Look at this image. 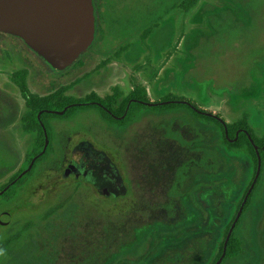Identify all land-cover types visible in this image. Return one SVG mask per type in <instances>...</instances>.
Wrapping results in <instances>:
<instances>
[{"label":"rangeland","instance_id":"obj_1","mask_svg":"<svg viewBox=\"0 0 264 264\" xmlns=\"http://www.w3.org/2000/svg\"><path fill=\"white\" fill-rule=\"evenodd\" d=\"M182 1L95 0L97 39L68 71L26 63L19 45L0 35V88L22 115L24 103L8 83L22 69L39 96L72 84L66 95L76 99L113 89L126 97L137 85L150 102L171 95L228 124L245 113L261 137L264 0H199L186 14ZM13 114L0 97V118ZM18 120L12 130L0 124V189L31 147ZM50 128L46 159L11 200L0 199V242L17 236L13 251L30 248L46 264H213L250 190L234 230L243 251L224 264H264V165L255 185L251 157L228 151L214 125L178 109L141 111L117 127L89 109L51 120ZM80 143L111 165L124 193L107 199L90 183L62 178Z\"/></svg>","mask_w":264,"mask_h":264},{"label":"trees","instance_id":"obj_2","mask_svg":"<svg viewBox=\"0 0 264 264\" xmlns=\"http://www.w3.org/2000/svg\"><path fill=\"white\" fill-rule=\"evenodd\" d=\"M198 1L199 0H183L180 5L183 13H188L198 3ZM148 34L149 31H145L142 35V40H144ZM6 36L17 43L22 44V46L27 49L28 52L26 60L29 63L33 61V58L39 59V57L27 48L20 39L13 36ZM85 54L86 52L82 55V57ZM81 58L78 59L73 66L67 69V71L80 65ZM44 64L47 67L49 66L46 62ZM26 76V70L16 71L11 80L21 93L24 100L25 113L22 117L21 129L24 133L32 135L33 139L30 150L24 155L21 165L22 167L20 168L19 173L12 178L13 180L9 184L0 189V199L3 201H9L15 196V191L24 186V184L32 176L36 166L40 162L44 161L51 151L50 140H52V138L50 121L54 119L67 120L72 118L77 112L89 109L97 111L106 123L117 127L128 126L134 121L136 116L141 111L146 110L163 113L167 111L185 109L195 118L210 123L220 129L223 137L222 142L228 151H243L247 153V155L251 157L254 164L255 173L253 180L256 181L255 185L259 181V176L255 179V175L258 158L260 160L261 167L264 165V132L261 137H257L249 126L247 121L248 117L245 113L243 115V119L240 121L228 124L216 115L197 109L195 104L183 99H178L171 95L164 97L161 101L150 102L147 98L145 89L137 85L133 87V90L126 97H122V94L118 91V89H113L111 95H107L103 98H100L95 93L91 92L85 98L76 99L66 95V93L73 87L72 84L66 86L63 85L51 94L39 96L29 92L26 85ZM119 100L120 103H118ZM60 112H63V114L59 115L58 113ZM254 146L257 148V151H255ZM19 174L22 175V178L17 180ZM7 186L8 188L5 191ZM243 201L244 198L237 206V213H239V217L228 238L224 257L219 264H224L228 260L237 259L243 251L241 241L239 238L234 236L235 228L240 223L241 217L250 205V197L246 199L245 203H243ZM234 220L235 218H233L231 223H229V225L225 228L223 239L219 245V253L217 258L213 261V264L218 262L223 253L225 239ZM16 240L17 236H12L0 242V249L6 250V256L0 257V261L9 258L7 261L9 264H46L44 258H39L37 261V257L34 256L33 250L30 248H25L16 252L13 251L11 245Z\"/></svg>","mask_w":264,"mask_h":264},{"label":"water","instance_id":"obj_3","mask_svg":"<svg viewBox=\"0 0 264 264\" xmlns=\"http://www.w3.org/2000/svg\"><path fill=\"white\" fill-rule=\"evenodd\" d=\"M0 33L20 39L53 70L65 71L93 44L94 16L91 0H0ZM58 114L62 115L63 112ZM254 149L257 151L255 146ZM260 166L258 158L255 179ZM82 169L83 165L74 164L65 169L62 178L87 183L90 175ZM100 194L107 199H114L107 190H102ZM238 217L239 213L227 234L223 253L215 264H219L224 257L226 243Z\"/></svg>","mask_w":264,"mask_h":264},{"label":"flooded vegetation","instance_id":"obj_4","mask_svg":"<svg viewBox=\"0 0 264 264\" xmlns=\"http://www.w3.org/2000/svg\"><path fill=\"white\" fill-rule=\"evenodd\" d=\"M91 3H92V7H93V16H94V39H93V44H94L95 40L97 39L98 30H97V24H96V4H95V0H91ZM0 34H2V33H0ZM1 36L10 39L9 37L6 36V34H3ZM8 36H10V35H8ZM10 40L12 42L18 44L19 47L24 51L23 59L25 60L26 63H29L26 60L27 59L26 55H27V52H28L27 49L25 47H23L22 44H19V43H17L16 41H14L12 39H10ZM6 56H7V58H9L7 53H6ZM39 59H41V58H39ZM39 59L33 58V61H31V63H29V64L33 65L34 67H43L42 63H45V62H44V60H42V59L39 60ZM13 74L10 76V79L8 81V83L10 85L9 90L12 91L15 88L18 96L22 99V101L24 103V100H23V97H22L21 93L19 92V90L17 89V87L14 85V83L11 80ZM27 76H28V71H27ZM27 76H26V85H27L28 90L30 92V88H29L28 82H27V78H28ZM31 94L38 95V94H35V93H31ZM0 97L4 98L5 109L9 108V109H11V111L12 110L14 111V114H13L14 117L11 116L10 118L9 117H5L3 119L0 118L1 126H3V127L10 126V128L12 130V127H14V124H16V121H15L16 118H19L18 121L20 122V124L22 126L23 114L20 115L19 110L16 109L13 106V103H12L13 98L9 97V95H7L6 91L3 88H0ZM76 149L79 151V155H78L76 160L72 161L71 167L74 164L83 165V169L82 170L84 172H87L90 175V180L87 183L92 184L94 187L99 189L100 192L102 190H107V192L109 194L113 195L114 197H116L120 193L121 194L124 193V189L122 187L121 181L117 180L115 171L112 170L110 164L105 163V159L102 157V155L100 153L95 151L87 143H80L76 147ZM104 165L107 166V167L104 168ZM67 168H69V167H66L65 169H67ZM106 168L107 169H111V172L106 171ZM78 183H80V182H78Z\"/></svg>","mask_w":264,"mask_h":264},{"label":"clouds","instance_id":"obj_5","mask_svg":"<svg viewBox=\"0 0 264 264\" xmlns=\"http://www.w3.org/2000/svg\"><path fill=\"white\" fill-rule=\"evenodd\" d=\"M6 256V250L5 249H0V257Z\"/></svg>","mask_w":264,"mask_h":264}]
</instances>
